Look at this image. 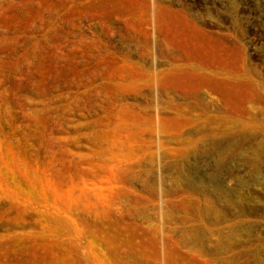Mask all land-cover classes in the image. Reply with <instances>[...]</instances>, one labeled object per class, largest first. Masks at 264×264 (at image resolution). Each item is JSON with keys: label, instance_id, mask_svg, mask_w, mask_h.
<instances>
[{"label": "rangeland", "instance_id": "obj_1", "mask_svg": "<svg viewBox=\"0 0 264 264\" xmlns=\"http://www.w3.org/2000/svg\"><path fill=\"white\" fill-rule=\"evenodd\" d=\"M0 264H264V0H0Z\"/></svg>", "mask_w": 264, "mask_h": 264}]
</instances>
